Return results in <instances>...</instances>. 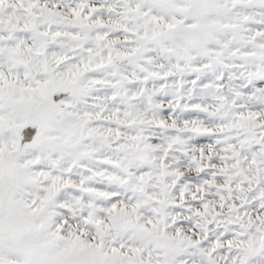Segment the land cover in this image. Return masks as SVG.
I'll use <instances>...</instances> for the list:
<instances>
[{
	"label": "snow or ice",
	"instance_id": "obj_1",
	"mask_svg": "<svg viewBox=\"0 0 264 264\" xmlns=\"http://www.w3.org/2000/svg\"><path fill=\"white\" fill-rule=\"evenodd\" d=\"M0 264H264V0H0Z\"/></svg>",
	"mask_w": 264,
	"mask_h": 264
}]
</instances>
